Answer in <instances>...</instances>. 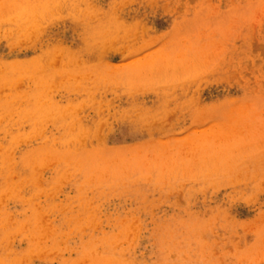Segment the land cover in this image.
I'll list each match as a JSON object with an SVG mask.
<instances>
[{
    "label": "rangeland",
    "instance_id": "1",
    "mask_svg": "<svg viewBox=\"0 0 264 264\" xmlns=\"http://www.w3.org/2000/svg\"><path fill=\"white\" fill-rule=\"evenodd\" d=\"M0 264H264V0H0Z\"/></svg>",
    "mask_w": 264,
    "mask_h": 264
}]
</instances>
